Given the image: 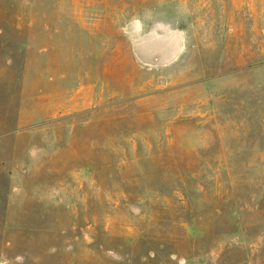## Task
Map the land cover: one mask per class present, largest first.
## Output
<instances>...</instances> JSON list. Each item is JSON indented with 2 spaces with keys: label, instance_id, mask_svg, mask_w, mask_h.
I'll return each instance as SVG.
<instances>
[{
  "label": "rangeland",
  "instance_id": "rangeland-1",
  "mask_svg": "<svg viewBox=\"0 0 264 264\" xmlns=\"http://www.w3.org/2000/svg\"><path fill=\"white\" fill-rule=\"evenodd\" d=\"M197 1L0 0V264H264V49Z\"/></svg>",
  "mask_w": 264,
  "mask_h": 264
},
{
  "label": "crops",
  "instance_id": "crops-1",
  "mask_svg": "<svg viewBox=\"0 0 264 264\" xmlns=\"http://www.w3.org/2000/svg\"><path fill=\"white\" fill-rule=\"evenodd\" d=\"M198 2L200 1L195 3L193 15H197V11L205 9V7L212 11L217 9L219 10L225 33L235 34L236 38L239 35L249 34L251 35V48L264 49V47L261 48L256 45L260 41L259 37L264 34V0H215L211 4L207 3V6H203ZM190 8L189 6V11L192 10ZM241 55H244V53ZM257 55L260 54L257 53Z\"/></svg>",
  "mask_w": 264,
  "mask_h": 264
}]
</instances>
